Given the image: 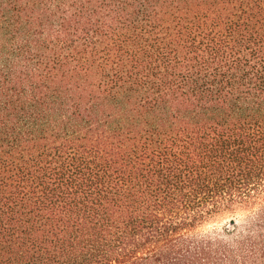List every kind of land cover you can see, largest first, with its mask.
<instances>
[{
  "label": "trees",
  "instance_id": "1",
  "mask_svg": "<svg viewBox=\"0 0 264 264\" xmlns=\"http://www.w3.org/2000/svg\"><path fill=\"white\" fill-rule=\"evenodd\" d=\"M0 264H264V0H0Z\"/></svg>",
  "mask_w": 264,
  "mask_h": 264
},
{
  "label": "rangeland",
  "instance_id": "2",
  "mask_svg": "<svg viewBox=\"0 0 264 264\" xmlns=\"http://www.w3.org/2000/svg\"><path fill=\"white\" fill-rule=\"evenodd\" d=\"M231 218H235L237 226H240L242 221H243L242 220L243 215L240 213L235 214V215L227 214V215L223 216L222 218H219V220L210 223L207 226V229L217 230L220 233H224L222 230L224 227H228L230 229L233 228V224L231 223Z\"/></svg>",
  "mask_w": 264,
  "mask_h": 264
}]
</instances>
